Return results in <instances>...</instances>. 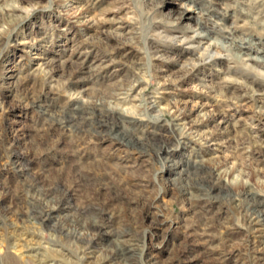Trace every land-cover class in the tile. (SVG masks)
I'll list each match as a JSON object with an SVG mask.
<instances>
[{
	"label": "rangeland",
	"instance_id": "374dc122",
	"mask_svg": "<svg viewBox=\"0 0 264 264\" xmlns=\"http://www.w3.org/2000/svg\"><path fill=\"white\" fill-rule=\"evenodd\" d=\"M11 1L26 7L28 15L21 23L0 18V28L7 27L0 39V206L8 211L24 207V186L34 182L45 190L57 183L68 192L66 204L100 206L104 217L107 213L111 216L108 227L112 232L123 229L136 237L139 264H254L239 251L221 263L222 253L242 242L245 234L241 228L226 234L215 231L210 241L202 239L205 243L185 230L197 214L206 213L204 210L208 214L203 215L213 216L231 228L240 226L241 220L225 204L205 207L204 212L199 206L192 208L190 200L179 195L178 184L172 179L177 177L173 173L188 171L197 160H203L204 169L214 164L227 171L224 185L230 181L226 186L231 191L234 183L241 181L264 192V108L258 109L249 96L238 91L217 93L226 67L236 66L231 57L223 55L222 60L229 61L217 65L204 60L190 71L195 63L191 61L194 48L156 37L153 22H173L180 29L206 30L213 25L218 29L215 22L242 26L246 17L241 11L264 10V0H224L236 9L228 16H203L187 10L185 0H155L152 5L147 0H0V5ZM151 7L154 12L147 16ZM41 62L54 66L57 70L53 75L60 81L54 88L57 94L44 88L48 94L36 104L45 108L27 105L22 99L28 90L38 88V76L33 78V74ZM85 68L97 70L91 79L99 82L92 84L105 99L110 88L132 84L141 76L146 83L132 92L135 100H127L123 107L142 110L143 118L149 119L160 115L150 106L158 96L162 104L192 111L194 118L206 124L192 135L201 143L186 141L171 150L172 124L167 116L160 117L159 125L163 126L157 128L162 135L144 133L150 138V143L144 140L149 146L146 154L93 135L80 142L70 141L63 130L51 124L47 113L58 114L69 95L83 94V89L91 85L82 74ZM139 124L130 126L132 137L143 136L144 127ZM204 130L213 133V140L205 139ZM258 137L262 141L254 145H261L262 156L257 160L247 148H237L241 142ZM157 146L162 149L156 151ZM12 152L23 156L20 159ZM172 162L177 163L175 169L169 166ZM4 217L7 223L20 224L38 235L17 237L12 248L13 240L0 230L2 264L30 263L21 256L22 247L35 241L42 247H52L46 228L36 229L25 219L19 222L14 214ZM48 254L73 260L65 248ZM256 255L263 264L262 252Z\"/></svg>",
	"mask_w": 264,
	"mask_h": 264
},
{
	"label": "bare ground",
	"instance_id": "6f19581e",
	"mask_svg": "<svg viewBox=\"0 0 264 264\" xmlns=\"http://www.w3.org/2000/svg\"><path fill=\"white\" fill-rule=\"evenodd\" d=\"M147 1L151 4L155 0ZM184 4L189 6L187 10L198 11L203 16H224L222 14L227 15L230 11H236L234 6L224 0H185ZM148 11L147 16L154 12L153 7ZM241 13L244 14V18L246 17L242 26L232 25L228 27L224 23L218 24L215 22L218 29L214 25L211 26V29L207 28L206 30L202 27L180 29L173 22H164L158 19L153 22V30L156 37L176 41L198 51V54L193 51L195 58H191V61L195 63L192 62L190 65V71H194L196 66L204 60H209L213 65H217L220 62L229 61L228 59L222 60L223 55L226 54L227 57H231L230 60L236 66L234 68L226 67L221 79L222 82L216 88L217 93L225 95L228 94L226 91L229 90L232 92L238 91L249 96L258 109H263L264 10L257 9L253 13L241 11ZM27 15L28 9L26 7L12 1L3 6L0 5L1 19H17L18 23H21ZM183 16L191 17V15ZM5 29L7 27L2 26L0 28V39L4 37ZM38 66L39 69H36L33 74V78L38 76V88L34 87L28 90L22 97L27 101V105H37L36 103L40 101L42 96L48 94L44 90L45 87L48 92L54 93V88L60 85L59 79H56L53 75V72L57 70L54 66L46 62H41ZM83 71L84 79L91 82V85L83 89V94L69 95L67 102L59 109L58 114L47 113L51 118L49 120L51 124L57 125L63 130L70 141L80 142L88 135H93L94 137L110 140L118 147L132 148L140 155L146 154L149 151V148L147 149L149 146L145 141L147 140V143H150V138L144 136V133L162 135L157 128L163 126L162 124L159 125L160 117L167 116L172 124L170 133L173 139L171 144L173 147H171V150L180 147L181 144H186V141L196 144L201 143L192 135L195 132L198 134V130H200L198 127L206 124L204 120L194 118V112L192 111L170 106L166 103L162 104V98L158 96L153 97L154 100L151 101L150 106L158 111L160 115H155L149 119L143 118L144 111L142 110H131L130 108L126 110L123 107L127 100H135L136 97L132 95V92L140 84L146 83L141 76L134 78L132 84L110 88L106 93L107 99H105L96 93L99 90L92 84L99 82L96 77H94L96 78L94 82H92L93 78L91 79V76L95 75L97 70L85 68ZM141 72L143 71L141 70ZM37 106L43 107V105ZM139 108L142 109V107ZM45 110H47V107ZM139 122V125L144 127L143 136L132 137L130 126H134ZM202 132L205 133V139L213 140L214 135L211 131L204 130ZM247 140V142H241L240 144L247 143L249 146L243 147L240 145L237 148H247L246 151L254 153V159L257 160L258 157L262 156V147L261 145L257 147L254 144L262 140L259 137ZM168 142L171 143V141ZM155 149L159 151L162 148L157 146ZM11 155L20 159L23 156L20 152H12ZM196 162L191 165L192 167L188 171L180 169L178 172L173 173L177 175L172 180H176L178 184L179 195L186 196L190 200L191 207L196 208L199 206L202 209L201 211L205 207L211 208L216 204H225L228 209L232 208L239 216L241 225L231 228L227 223L219 222L213 216L203 215L208 214V210H204L206 213L197 214L196 218L185 226V230L201 240L210 241L215 231H223L226 234L231 230L241 228L245 234L242 235V242L238 246H231L227 253H222L221 263L226 262L225 260L229 254H235L236 251H239L245 256L244 259L253 261L254 264L256 262L262 264L256 254L261 251L264 255V192L257 190L249 182L242 183L241 181H239L241 183L236 181L234 183L235 189L231 191L226 186L227 183L231 184L230 181L227 180L224 185L227 171L214 164L204 169L201 164L203 160H197ZM169 166L175 169L177 163L172 162ZM21 194L25 197L23 198L25 201L24 207L20 206L17 209L8 211L0 206V230L9 234L7 237L13 240L11 243L13 248L16 245L14 240L17 237L22 238L26 234L38 235V232L31 231L17 223H7L4 214H14L19 222H23L24 219L26 222H32L35 224L34 228L36 229L46 228L52 237L50 239L51 248L42 247L39 241L22 247L21 256L30 259V263L139 264L137 258L140 253L137 252L136 242L138 240L136 237L130 236L123 229L112 232L108 227L111 216L107 213L108 217H104V210L100 206L85 202L80 205L66 204L69 203L68 192L61 189L57 183L49 184L43 190L38 183L33 182L24 186ZM21 240H26V238ZM203 240L202 242L205 243ZM226 240L228 241V239ZM57 247L65 248L67 253L73 257V260L65 256L57 259L48 254V251L59 252L60 248ZM240 253H237V255H240Z\"/></svg>",
	"mask_w": 264,
	"mask_h": 264
}]
</instances>
